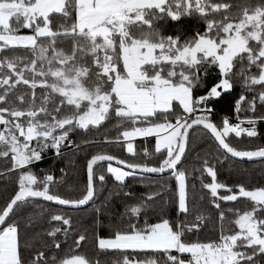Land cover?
Segmentation results:
<instances>
[{
    "label": "snow or ice",
    "instance_id": "1",
    "mask_svg": "<svg viewBox=\"0 0 264 264\" xmlns=\"http://www.w3.org/2000/svg\"><path fill=\"white\" fill-rule=\"evenodd\" d=\"M57 17L63 20L59 26ZM191 17L204 23L203 32L188 39L165 35V23ZM65 44L68 46L63 47ZM17 50L25 55H6ZM237 65L246 66L237 72ZM205 66H215L220 79L205 95L196 97L194 91L207 74ZM253 68L256 74H250ZM236 77L243 80L248 92L257 86L264 88V0H0V158L11 159L8 172L20 173L15 195L0 208V264H27L22 254L21 222L9 223L18 209L37 198L75 209L89 204L98 194L97 183L105 182V174L96 173L104 162L107 173L121 185L128 177L170 171L177 183L178 214L185 216L194 211L189 208L188 178L199 171L202 188L209 191L212 206L219 210L220 235L214 241L186 242L187 233L198 232L208 219L197 212L192 222L163 219L145 221L143 227L130 223L128 231L116 230L109 237L98 238V249L124 253L151 250L164 254L166 264H260L264 258V187L248 189L240 184L234 190L218 181L217 169L207 157L198 169L184 166L190 150L189 130L200 125L211 133L225 159L229 155L264 158V147L240 150L230 142L232 134L237 138L258 135L257 118L240 119L239 113H254L257 100L264 104V91L251 100L243 94L235 100L237 123L225 117L217 125L210 119L214 109L208 106L209 101L229 94ZM174 102L183 115H176L173 122L168 117L175 114ZM66 109L70 114L61 115ZM113 114L121 126L132 127L105 142L122 145L136 157L140 154L134 139L155 136L154 152L162 156L158 166L130 163L109 154L92 155L87 161L84 193L76 199L56 194L55 187L62 180L52 174L40 178L30 170L45 149L60 154L65 142L73 143V132L98 128ZM142 155L151 154L144 149ZM113 161L122 167L114 166ZM205 174L211 182L203 183ZM221 189L229 194L221 195ZM159 197V192H152L127 207L125 213L139 217ZM240 198H247L253 207L243 212L221 210V201ZM226 213L234 219L229 220ZM44 215L38 212L26 217L25 228L36 229ZM52 222L67 227L41 229L34 232V239L46 235L53 240L52 246L60 249L57 235L69 236L71 219L53 214L48 223ZM85 241L86 236L79 234L74 244L79 248ZM173 250L190 258L173 255ZM31 264H49V258L38 251ZM51 264L93 262L77 254L52 256ZM115 264H159V260L125 254Z\"/></svg>",
    "mask_w": 264,
    "mask_h": 264
},
{
    "label": "trees",
    "instance_id": "2",
    "mask_svg": "<svg viewBox=\"0 0 264 264\" xmlns=\"http://www.w3.org/2000/svg\"><path fill=\"white\" fill-rule=\"evenodd\" d=\"M219 2V0H213ZM235 11V10H234ZM55 23L59 26L63 20L56 18ZM15 26V25H13ZM205 25L196 17L183 18L181 22H167L163 25L165 35H180L183 39L191 38L196 32H203ZM67 47L68 45H62ZM25 55L24 52L17 50L15 53H6V55ZM246 65H237L236 71L239 72L240 67ZM207 74L202 76V84L194 91V96L199 97L205 95L209 89L220 79V73L215 66L207 67ZM203 71V70H202ZM257 70L253 68L250 74H256ZM264 88L257 86L255 91L248 92L245 90L244 82L239 77L234 78V86L229 94H226L218 101H209L208 106L214 111L210 114V119L217 125H221L222 119L225 116L230 118V122L237 123L238 116L234 112L235 100L240 95H246L249 100L256 96ZM41 90L37 89V94L40 95ZM58 102V101H57ZM175 114L168 117L170 120H175L176 115H183L182 109L178 106V102H174ZM247 108V105H245ZM70 112L66 109L61 115H69ZM256 117L255 125L258 135L256 137H247L242 135L237 138L232 134L230 142L238 149H254L264 146V104L259 100L256 103V111H245L239 113V118ZM163 117H161V121ZM160 122V121H153ZM249 127V125L244 124ZM131 124H123L115 118L114 114L109 120H106L98 128H90L89 130H76L70 135L73 143L65 142L61 146L60 154L53 151L52 148L45 149L42 152V158L34 162L30 166V170L38 177L43 178L46 174H52L58 183L55 187L56 194L64 198L76 199L83 195L87 183L86 165L88 159L97 153H107L117 156L131 163H148L149 165L158 166L162 156L155 154V136L137 137L133 143L138 156L133 157L126 152L125 147L118 144L106 143L108 140H114L123 130L131 128ZM190 150L184 160V166L192 170L201 167V161L207 157L209 163L217 169V179L219 182L232 187L234 190L237 185L243 184L248 189L264 187V158L259 160L245 161L228 156L225 159L224 153L218 148L212 135L203 127L195 126L189 132ZM35 143V141H34ZM35 146V145H34ZM144 149H147L151 154L149 157L142 155ZM12 166L11 159L0 158V208L4 207L11 199L12 195L17 190V180L19 172H8ZM107 162L96 168L97 175L105 174V182L103 185L97 183L98 194L88 205L79 209L60 207L55 204L36 199L30 205L17 210V215L13 216L12 221H20L21 233L23 236L22 254L27 262L31 264L32 257L38 251H44L49 258L51 257L70 258L72 255H83L88 260L95 264H115L116 261L122 260L125 254L130 256H138L139 259H145L151 256H156L159 264H166L164 254L154 253L151 250L147 252L134 253L129 250L127 253L120 251H104L98 249L97 239L100 237H109L116 231H128L129 224H135L143 227L145 221L148 223H158L163 219L170 221L186 220L192 222L197 212L208 217L204 225L198 232L187 233L186 242H209L219 239L220 228L218 213L219 210L212 206V198L207 189L202 188L199 171L193 172L188 178V194L189 208L194 209L191 215L185 216L178 214L176 204V188L177 183L171 172L162 175H145L137 177H128L123 185L115 181L112 174H108ZM211 182V178L206 174L203 177V183ZM152 192H159L160 197L145 210V214L139 217H132L125 213V209L129 206L136 205L140 202V198L147 196ZM130 193V195H125ZM221 195H227L226 191L220 190ZM221 210L228 208L239 209L241 212L250 210L253 207L251 201L247 198H240L235 202L221 201ZM99 208L98 213L96 209ZM45 212L43 220L36 229L25 228L24 220L33 213ZM62 214L66 218L71 219V229L69 236L66 238L63 233L57 235V239L61 243L60 249H55L53 240L46 235H42L34 239V232L50 230L54 227H67L62 225V222L48 223L51 215ZM229 220L234 219L233 214L226 213ZM238 230V229H235ZM79 234L86 236V241L82 242L77 248L74 244L75 239ZM38 241V242H37ZM31 245V246H29ZM173 255L177 252L173 250ZM180 255V254H177ZM185 255V254H181ZM260 264H264V258L260 259Z\"/></svg>",
    "mask_w": 264,
    "mask_h": 264
},
{
    "label": "water",
    "instance_id": "3",
    "mask_svg": "<svg viewBox=\"0 0 264 264\" xmlns=\"http://www.w3.org/2000/svg\"><path fill=\"white\" fill-rule=\"evenodd\" d=\"M195 127V126H194ZM200 127H203L202 125H200ZM204 128V127H203ZM191 130V129H190ZM190 130H189V132H190ZM207 130V129H206ZM208 131V130H207ZM209 132V131H208ZM210 133V132H209ZM211 134V133H210ZM264 147V146H263ZM259 148V147H258ZM254 149H257V148H254ZM254 149H247V150H254ZM240 150H243V149H240ZM97 154H107V153H97ZM95 155V154H94ZM109 155H111V154H109ZM114 156V155H113ZM115 157H117V156H115ZM119 158V157H118ZM234 158H236V157H234ZM119 159H121V158H119ZM237 159H240V160H245V161H252V160H259V159H262V158H253V159H251V160H249V159H247V158H237ZM123 160V159H122ZM126 161V160H125ZM131 163V162H130ZM113 165H116V166H119V167H122V165H119V164H117L115 161H113ZM86 171H87V165H86ZM170 171H168V172H165V173H163V174H166V173H169ZM145 175H162V174H157V173H144ZM17 191V190H16ZM15 195V193L12 195V196H14ZM37 199H39V200H43L42 198H37ZM44 201V200H43ZM46 202H49V201H46ZM49 203H52V204H55V205H57V206H60V207H66V208H71V207H67V206H62V205H58V204H56V203H54V202H49ZM90 203V202H89ZM88 205V204H87ZM86 206V205H85ZM84 207V206H83Z\"/></svg>",
    "mask_w": 264,
    "mask_h": 264
},
{
    "label": "rangeland",
    "instance_id": "4",
    "mask_svg": "<svg viewBox=\"0 0 264 264\" xmlns=\"http://www.w3.org/2000/svg\"><path fill=\"white\" fill-rule=\"evenodd\" d=\"M225 117H227L228 118V116H225ZM192 118H195L194 116L192 117ZM228 119H230V118H228ZM173 122H174V120H172ZM233 124H235V123H233ZM243 127H246V126H244L243 125ZM154 144H156V140H155V143ZM35 145V143L33 142V146ZM114 166H116V165H114ZM116 167H119V166H116ZM161 222V221H160ZM177 255V254H176ZM181 255V254H180ZM182 256V258H184L185 260H187V259H189L190 257H189V255L188 254H185L184 256L183 255H181Z\"/></svg>",
    "mask_w": 264,
    "mask_h": 264
},
{
    "label": "built area",
    "instance_id": "5",
    "mask_svg": "<svg viewBox=\"0 0 264 264\" xmlns=\"http://www.w3.org/2000/svg\"><path fill=\"white\" fill-rule=\"evenodd\" d=\"M53 151H56L55 149H52ZM165 264V263H164Z\"/></svg>",
    "mask_w": 264,
    "mask_h": 264
},
{
    "label": "crops",
    "instance_id": "6",
    "mask_svg": "<svg viewBox=\"0 0 264 264\" xmlns=\"http://www.w3.org/2000/svg\"><path fill=\"white\" fill-rule=\"evenodd\" d=\"M155 140H156V137H155ZM177 254H179V253H177Z\"/></svg>",
    "mask_w": 264,
    "mask_h": 264
}]
</instances>
